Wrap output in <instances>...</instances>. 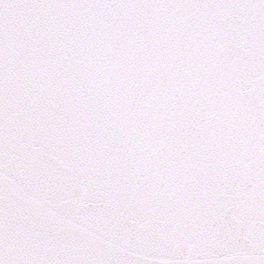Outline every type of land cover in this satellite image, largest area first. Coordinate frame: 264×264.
Here are the masks:
<instances>
[{
  "label": "snow or ice",
  "instance_id": "snow-or-ice-1",
  "mask_svg": "<svg viewBox=\"0 0 264 264\" xmlns=\"http://www.w3.org/2000/svg\"><path fill=\"white\" fill-rule=\"evenodd\" d=\"M0 264H264V0H0Z\"/></svg>",
  "mask_w": 264,
  "mask_h": 264
}]
</instances>
